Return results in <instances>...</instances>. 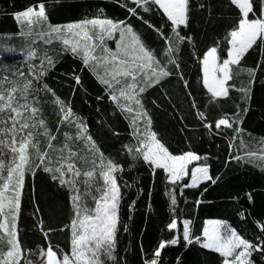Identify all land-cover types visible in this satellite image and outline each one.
I'll use <instances>...</instances> for the list:
<instances>
[{
    "label": "snow or ice",
    "instance_id": "snow-or-ice-1",
    "mask_svg": "<svg viewBox=\"0 0 264 264\" xmlns=\"http://www.w3.org/2000/svg\"><path fill=\"white\" fill-rule=\"evenodd\" d=\"M131 5L134 6H124L130 16L154 29L159 38L158 49L147 44L124 20L97 17L53 25L43 2L14 16L21 28L27 29L25 35H31L39 27L45 44H51L53 39L62 41L65 52L82 58V65L95 74L102 86L103 95L97 99L106 97L128 122L129 142L123 148L132 159H142L152 174L162 171L171 185L180 187L181 194L185 188H197L202 181L216 183L209 174L208 164L199 163V154L192 150L174 154L162 142L146 99L150 90L157 88L167 94L164 85L175 78L183 82L187 95L192 97V107L203 121L204 113L199 111L191 84L185 79L178 53L184 47H191L202 73V87L213 102L229 98L235 87L229 83L234 77L233 66H239L254 47L264 50V0H229L228 7L236 10L238 19L226 31L224 41L218 40L203 52L196 49L195 36L186 30L191 23V0H131ZM153 8L154 15H161L160 25L144 19L143 13L152 12ZM109 41L114 42V49ZM35 55L34 51L28 53V57ZM45 61L50 66L53 64L52 57L45 53L39 66L29 63L27 73H13L11 79L5 75L0 82V264H110L119 259L116 255L118 210L123 193L115 174L122 165L105 155L90 126L46 83ZM257 68H264V60ZM257 68L246 69L250 78L256 76ZM75 79L77 84L81 82L80 76ZM251 85L250 79L248 85L237 89L242 100L249 99ZM41 93L50 94L51 106L58 110L55 132L45 118L43 105L47 101ZM238 119V114L230 118L224 113L216 119L215 129L220 131L222 126L232 129L231 139H235L242 132L235 126ZM203 126L212 127L210 123ZM61 131L63 142L56 148ZM232 146L230 143L229 147ZM233 158L254 163L264 170V148L259 152L248 150L243 157H230ZM81 161L90 162L91 169L81 172L78 166ZM38 170L68 193L70 215L59 229L69 236L67 248L52 244L50 234L57 229L44 231L42 219L40 230L45 243L32 248L20 239L18 217L22 213L26 179L31 175L34 180ZM189 174L190 182H186L184 178ZM81 176L84 177L83 195L78 179ZM177 203V196L171 194L174 212ZM195 203L199 205L200 201ZM179 224L178 217L167 223L168 237L160 239L150 255L144 253L142 264H162V250L181 244ZM260 227L264 235V224ZM124 231L127 232V226ZM182 241L184 248L195 245L218 254L221 264H254L253 252L264 253V243L250 242L222 219H205L199 235L193 231V220L183 219ZM177 264H183L179 257Z\"/></svg>",
    "mask_w": 264,
    "mask_h": 264
},
{
    "label": "trees",
    "instance_id": "trees-1",
    "mask_svg": "<svg viewBox=\"0 0 264 264\" xmlns=\"http://www.w3.org/2000/svg\"><path fill=\"white\" fill-rule=\"evenodd\" d=\"M39 2L47 5V13L53 25L76 22L100 14L114 21L130 23L147 44L153 49L159 48V38L154 29L143 20L129 15L124 5L134 6L131 0H0V46L10 48L5 49L7 52L0 58V80L5 75L11 79L16 67L21 66V70L27 73L28 64H36V60L26 61V64L21 62V54L26 52L31 39L23 38L14 13ZM228 2L191 0V23L186 30L195 36L198 51L203 52L218 40L224 41L226 31L238 19L236 10L229 8ZM153 13L155 8L152 12L143 13L144 19L153 25L162 24L161 15ZM37 30L36 27L33 32ZM48 53L53 64L43 66L47 69L46 83L90 126L91 134L105 155L122 165L121 170L115 174L123 193L118 210L116 255L119 259L110 264H142L144 253L150 255L159 240L168 237L166 225L174 217L180 221L178 228L181 244L182 220L185 218L193 220L196 235L201 233L205 219H222L250 242L264 243L260 227L264 224V170L254 163L230 159L243 157L248 150L259 152L264 148V144H261L264 139V68H257L264 60V50L254 47L239 66H233L234 77L229 83L235 87L230 91V97L219 98V103L213 102L210 94L203 89L202 73L191 47H184L178 53L185 79L191 84L199 111L204 113L203 121L192 107V97L187 95L182 81L177 82L173 78L164 85L167 94L159 88L150 90L146 103L162 142L174 154L195 151L201 156L200 162L208 164L209 174L216 180V183L211 180L201 182L197 188H185L182 194L180 187L171 185L162 171L152 174L142 159L134 160L128 155L123 148V144L129 142L128 122L106 97L103 100L97 99L103 95L102 86L95 74L82 65V58L74 57L70 51L65 52L61 44L54 42L49 45ZM248 68H257L254 78L249 77L246 71ZM76 76L81 77L79 84ZM250 79L252 91L249 99L242 100V94L237 89L248 85ZM41 97L47 101L43 111L55 132L58 110L51 106L50 94L41 93ZM153 100L156 104L152 103ZM224 113L230 118L238 114L235 126L240 127L242 132L235 139H231L232 129L223 126L220 131L215 129L216 119ZM205 123H210L211 129H206L203 126ZM62 142L61 131L55 147L59 148ZM230 143L233 145L231 148ZM78 166L81 172L91 169L90 162L81 161ZM78 179L83 195L84 177ZM185 181L188 182L187 179ZM171 194L177 196L175 212L170 205ZM85 199L90 206H94L89 197ZM197 200L200 201L199 205L195 203ZM69 215V198L65 189L54 184L42 170L36 172L34 180L31 175L27 177L22 213L18 217L20 239L26 246L35 248L45 243L40 230L42 219L44 231L48 228L57 229L50 234L52 244L67 248L69 236L59 229L67 222ZM125 226L127 232L124 231ZM173 234L177 232L174 230ZM181 244L162 250V264H177L178 257L183 264H221L218 254L195 245L184 248ZM251 259L254 264H264V253L253 252Z\"/></svg>",
    "mask_w": 264,
    "mask_h": 264
},
{
    "label": "rangeland",
    "instance_id": "rangeland-1",
    "mask_svg": "<svg viewBox=\"0 0 264 264\" xmlns=\"http://www.w3.org/2000/svg\"><path fill=\"white\" fill-rule=\"evenodd\" d=\"M97 17L98 18H105V17L100 16V14H97L96 16L89 17V18H97ZM85 19H87V18H85ZM76 22H78V21H76ZM37 28H38V30L35 31V32H32L31 35H25V32H27V29L26 30L22 29L21 25H20V30H21L20 33L23 32V35H22L23 38L26 39V40L29 39V38L31 39L29 47H26V52H22V54H21V62L22 63L26 64V61L28 62V61H35L36 60V64L39 66L40 62H41V59H43V57L45 56V53L50 56V54L48 53V49H49V45L50 44H45L44 43V38H41V36L39 35V33L41 32V29L39 27H37ZM0 40H2V39H0ZM52 42L59 43V44H61L62 47H64L62 41H58V40L53 39ZM108 43H109V46L111 48H113V49L115 48L114 42L109 41ZM0 44H1V42H0ZM5 49L6 50H10V48L6 47L5 45H3V46L1 45L0 46V58L7 52V51H5ZM30 51H34L36 53V55L33 56V57H28V53ZM81 56H82V54H81ZM44 64H47V62L45 61ZM13 71H16L15 73H17L19 71H22L21 70V66L16 67ZM100 71H101V74H102L103 70L101 69ZM17 78L19 79V77H17ZM2 80H3V77L1 78L0 82H2ZM199 163H201V162H199ZM193 166H195V165H193ZM184 179H187V181L190 182V174H189V176L185 177ZM202 182H204V181H202Z\"/></svg>",
    "mask_w": 264,
    "mask_h": 264
}]
</instances>
